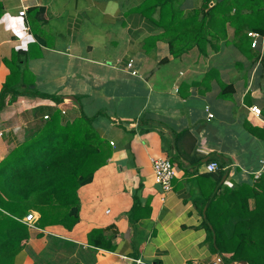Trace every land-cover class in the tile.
I'll use <instances>...</instances> for the list:
<instances>
[{
	"label": "crops",
	"instance_id": "1",
	"mask_svg": "<svg viewBox=\"0 0 264 264\" xmlns=\"http://www.w3.org/2000/svg\"><path fill=\"white\" fill-rule=\"evenodd\" d=\"M146 1L0 0V93L12 53L23 72L13 88L21 96L0 110V163L54 114L62 124L91 119L111 151L77 191L79 222L72 229L39 228L24 219L29 237L13 264L219 258L203 227L207 203L225 188L254 185L264 160V139L257 138L264 128V37L251 38L256 50L247 58L233 47L228 26L218 52L208 46L207 55L193 48L174 57L156 24L159 10L142 12ZM172 2L184 13L203 6V0ZM216 3L210 0L209 8ZM223 85L232 87L224 97ZM161 157L175 168L167 193L152 170V159ZM210 162L220 170L208 173ZM30 213L38 222L39 214Z\"/></svg>",
	"mask_w": 264,
	"mask_h": 264
},
{
	"label": "trees",
	"instance_id": "2",
	"mask_svg": "<svg viewBox=\"0 0 264 264\" xmlns=\"http://www.w3.org/2000/svg\"><path fill=\"white\" fill-rule=\"evenodd\" d=\"M209 2L203 0L202 10L184 13L172 0H147L142 12L159 10L156 24L174 57L193 48L207 55L208 46L218 52L220 43L228 42L230 26L233 47L253 58L256 49L248 34L264 37V0H217L212 8ZM2 8L0 4V16ZM5 65L9 75L0 93V110L22 94L13 89L23 78L19 54L12 53ZM222 87V97L227 89L232 90ZM260 131L257 138L264 139V128ZM110 155L91 119L82 115L62 124L57 114L46 120L36 137L10 152L0 163V264H13L27 242L28 227L23 220L30 211L39 214V228L61 225L72 229L79 222L78 189L92 181ZM206 208L203 227L222 264H264V176L252 186L215 193Z\"/></svg>",
	"mask_w": 264,
	"mask_h": 264
},
{
	"label": "built area",
	"instance_id": "3",
	"mask_svg": "<svg viewBox=\"0 0 264 264\" xmlns=\"http://www.w3.org/2000/svg\"><path fill=\"white\" fill-rule=\"evenodd\" d=\"M26 11L27 8L23 7L21 12L19 13V16L25 17ZM248 37L255 38L258 37V35L249 33ZM128 67H131V63H129ZM133 74L136 75V72H134ZM251 112L256 117L260 116V110L257 109L256 107L252 108ZM61 114L65 115V112L61 111ZM209 117H211V115H209ZM49 119H50L49 116L44 117L45 121ZM1 137L2 134L0 133V138ZM111 145L113 144L111 143ZM151 164H152V170L156 184L160 186V188L163 190L164 193L170 192L172 189V181L175 177V168L171 160L168 157H161L158 159H152ZM205 169L208 173H216L217 171L220 170V167L217 162H210L206 165ZM253 176H254L253 180L255 182H257L262 176H264V160H262L261 162L260 170L257 173H255ZM24 221L26 222V224L33 227L36 224L37 219L34 213H30L29 215H27ZM213 264H222V259L219 257L215 262H213Z\"/></svg>",
	"mask_w": 264,
	"mask_h": 264
},
{
	"label": "rangeland",
	"instance_id": "4",
	"mask_svg": "<svg viewBox=\"0 0 264 264\" xmlns=\"http://www.w3.org/2000/svg\"><path fill=\"white\" fill-rule=\"evenodd\" d=\"M64 123H65V120H64Z\"/></svg>",
	"mask_w": 264,
	"mask_h": 264
}]
</instances>
